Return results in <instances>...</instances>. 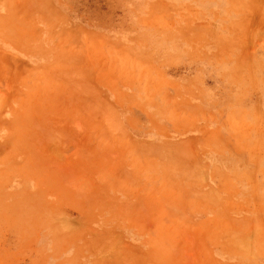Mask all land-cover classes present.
I'll return each mask as SVG.
<instances>
[{
    "label": "rangeland",
    "instance_id": "1",
    "mask_svg": "<svg viewBox=\"0 0 264 264\" xmlns=\"http://www.w3.org/2000/svg\"><path fill=\"white\" fill-rule=\"evenodd\" d=\"M0 264H264V0H0Z\"/></svg>",
    "mask_w": 264,
    "mask_h": 264
}]
</instances>
